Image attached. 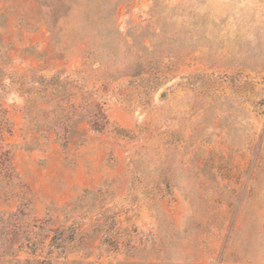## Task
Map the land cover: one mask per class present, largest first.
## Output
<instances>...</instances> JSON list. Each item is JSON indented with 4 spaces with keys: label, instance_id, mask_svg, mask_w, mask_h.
<instances>
[{
    "label": "rangeland",
    "instance_id": "374dc122",
    "mask_svg": "<svg viewBox=\"0 0 264 264\" xmlns=\"http://www.w3.org/2000/svg\"><path fill=\"white\" fill-rule=\"evenodd\" d=\"M0 264H264V0H0Z\"/></svg>",
    "mask_w": 264,
    "mask_h": 264
},
{
    "label": "trees",
    "instance_id": "16d2710c",
    "mask_svg": "<svg viewBox=\"0 0 264 264\" xmlns=\"http://www.w3.org/2000/svg\"><path fill=\"white\" fill-rule=\"evenodd\" d=\"M85 120H87L88 123H90L92 120V125L91 127L94 129V130H102V120L97 117L95 119H92V118H84ZM92 119V120H91Z\"/></svg>",
    "mask_w": 264,
    "mask_h": 264
}]
</instances>
